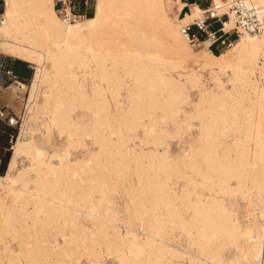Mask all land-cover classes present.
Returning a JSON list of instances; mask_svg holds the SVG:
<instances>
[{"label":"bare ground","instance_id":"bare-ground-1","mask_svg":"<svg viewBox=\"0 0 264 264\" xmlns=\"http://www.w3.org/2000/svg\"><path fill=\"white\" fill-rule=\"evenodd\" d=\"M167 1L95 0L91 16L70 20L54 0H2L0 53L32 64L34 72L0 175V238L9 239L0 264H35L39 249L37 264H68L62 257L79 246L96 260L112 255L117 264H258L264 250V29L241 33L217 54L207 42L195 50L181 26L202 9L191 4L178 15L185 5L174 0L176 13L168 17ZM224 1L211 0L217 16L229 15L224 28L230 29L233 16ZM247 1L264 9V0ZM201 71L213 85L192 102L188 91L201 87ZM20 84L10 86L20 91ZM78 108L87 113L86 124L77 119L85 114L73 117ZM193 126L194 143L169 155L164 138L178 139ZM34 132L44 144L55 132L63 145L49 152ZM80 149L89 151L72 157ZM23 160L28 163L20 167ZM128 166L136 174L127 197L136 198L130 215L137 226L112 210L106 195L105 180ZM94 170L84 184L82 173ZM50 223L62 244L47 235L24 240ZM67 224L73 234L64 232ZM10 239L18 240V250ZM229 249L233 258L224 255Z\"/></svg>","mask_w":264,"mask_h":264},{"label":"rangeland","instance_id":"rangeland-1","mask_svg":"<svg viewBox=\"0 0 264 264\" xmlns=\"http://www.w3.org/2000/svg\"><path fill=\"white\" fill-rule=\"evenodd\" d=\"M200 1H201L200 6L206 7L209 4L210 0H200ZM54 2H56V0H54ZM94 5H95V0H88L87 7L86 8L80 7V8H78V11L82 14V16L89 17L94 12ZM55 9L57 11L59 9H61L60 3L58 4V6H55ZM176 9H177L176 3L174 2V0L167 1L165 3V10H166L165 13H166V15L168 14V17H170V16L172 17L174 15V13H176ZM82 21H83V19H80V21H78L76 23H79ZM63 22H65V21H63ZM65 23H67V22H65ZM68 24H71V23H68ZM72 24H75V23H72ZM213 28L214 29L217 28V24H214ZM198 49H201V48H198ZM223 49L227 50L228 48H226V47H221V48L214 47L212 49V52L214 54H217L220 51H222ZM195 50H197V48H195ZM12 60H13V64H15L13 67V72L17 76V80L20 81V83H21L20 84L21 90L17 91L14 86H10V85H12V83H9V84H7V86L5 88H2L1 92H0V107L1 108H7L8 107V111L10 112V114L14 115L15 118L17 119V124L13 127L7 125V123H6L7 121L0 120V158L2 160V163L0 166V175L5 172L6 165H7L10 153H11V147L19 135L20 126H22V119H23V116L25 113V108H26L27 99H28V95H29V87L31 84L32 74L34 72L32 64L27 63V62H22V61L13 59V58H12ZM189 63L190 62H188L189 68H193L194 70L197 69V67H194L191 63L190 64ZM199 73L201 74V79H200L201 87L199 89H189V91H188L189 95H190V100L192 102L198 101V98H199L198 93H200L204 88L213 85V83H210L211 80H210V78L206 72L201 71ZM171 75H173V77L176 76V74L174 72H172ZM82 83H83V87H85L84 90H88L89 86L91 85V78L89 76H88V78L87 77L84 78ZM22 85H23V87H22ZM225 87H226V89L231 88V86L229 84H225ZM121 93L124 94V90H121ZM183 109L185 111H190L191 108H190V106L187 105V106H183ZM82 113H83V115L85 114L86 116L79 117L77 119L80 120L81 123L86 124L88 121V118H87L88 116L84 110L78 108L77 111L74 113L73 117H77L78 115L81 116ZM196 122H197L196 120L192 121V123L194 125H196ZM26 125L28 126L30 131H33L34 122H33V120H31L30 114L27 116ZM164 128H165L164 130H166V132L168 134H170V133L172 134V126L170 124H167ZM194 129H195V131H194ZM34 133H36V132H34ZM138 133H140V131H138ZM182 134L183 135L180 137L182 140L180 138H178V139L177 138H171V137H169L167 139L164 138V142L168 145L167 151H168L169 155L178 156L181 154V152L183 150H185V149L187 150L188 146L191 143H194L195 138H196V136H195L196 135V127L193 126L191 128V130H187ZM49 138L51 141L44 144V143H41V141L43 140V137L41 136L40 133L37 132L34 135V139H35L36 143L38 145H41L42 147L44 146L43 148L47 149L49 152H51L53 150H58L62 147V145H63L62 141L63 140L60 139V137H58L55 132H53ZM226 141L229 142L230 137L226 138ZM86 142H87V144L91 150L94 149V145H91V141L89 142V140H87ZM88 151H89V149H87V150L86 149H83V150L80 149L78 151H74V152H72V157L86 156ZM122 159L124 160V158H122ZM125 159H127V158H125ZM123 160H121V161L124 162ZM126 161L128 162L130 160L127 159ZM131 162L132 161H130L129 166H132L134 164V162H132V163ZM27 163L28 162L26 160H23L22 162L20 161L19 166L22 167L23 165H27ZM104 163H107V162H105V160H104ZM129 166H128V168L124 167L123 174L122 173H120L119 175L115 174L112 176V178L105 180V182L107 183V185L109 187V190L106 192V195H107L108 199L111 200V204L108 203V205L113 208L112 210L116 209L115 212L117 213V211H118L121 218H126V220H128V221L130 220L129 222L131 223L132 226H137V223H139V220H137V219L131 220L134 217H132L130 215V214H132L130 211H132V209L134 208V205H136V201H135L136 198H134V195H128L129 198L127 197V194L132 192V189L130 188V187H132L131 183H134V185H136V174L133 172L132 168H130ZM128 170H130V171H128ZM94 172H96V170L92 171L88 175L82 173V177L85 178V181H83L84 184H86V182L89 181L90 177H92L93 174L95 175ZM124 173H126V174H124ZM195 177H197V176H195ZM107 197H105V198L107 199ZM11 205L12 204L10 203L9 206H11ZM238 210H239L237 213L238 219H239V221H242L243 220L242 215H243V210H244V208L242 207V204L240 205V208ZM136 220H137V222H136ZM43 225L41 227H37V229H35L36 232L34 233V235L36 234L35 235L36 237L32 234L33 237H31V235H29L24 240L35 243L36 241L40 242V240L44 239L47 236H48V238H50V240H52L53 236H54L57 239V242L62 244L60 234L59 233L57 234V229L53 228L51 223L47 224V225L45 224L44 225L45 227ZM53 226H54V224H53ZM68 226L69 225L67 224L65 226L66 228L64 227V232L66 231L65 233L69 234V231H70V234H73L74 229L70 226L67 229ZM38 229H40V232L38 231ZM121 230L123 231V229H121ZM41 233H43V234H41ZM122 233H124V232H122ZM2 238H0V240H3V241H0V248L1 249L4 245V240L9 241V239H4V238L2 239ZM17 243H18L17 239H10V242H8V245L11 246L13 250H18V247H17L18 244ZM44 244H46V243H44ZM78 249L79 250H77V251L75 250L76 252L70 251V253H68V256L66 255V256L62 257V260H64V262L65 261L68 262V264H74V263H76L77 260H78V262H77L78 264H95L96 262H99V264H117L116 259L112 255L106 256L105 252L102 253L101 260H99V258L96 260L93 257H91L92 250L87 251L88 250L87 248L82 249L81 246H79ZM40 251L41 250L39 249V251H38L39 256L34 257L36 259V260L34 259L35 264L43 261L41 259L43 256L41 255V253H39ZM233 251H234L233 249L226 250L224 252L225 257L226 258H233L234 257L233 255H235V251L234 252ZM232 253H234V254H232ZM40 255H41V258H39ZM77 256L79 258L75 259ZM56 257L57 256H55V257L51 256L50 258L56 261L58 259V257L57 258ZM37 258H38V262H36ZM72 259H73V261L74 260H76V261L74 263H72L73 262Z\"/></svg>","mask_w":264,"mask_h":264},{"label":"built area","instance_id":"built-area-1","mask_svg":"<svg viewBox=\"0 0 264 264\" xmlns=\"http://www.w3.org/2000/svg\"><path fill=\"white\" fill-rule=\"evenodd\" d=\"M224 2L233 16V26L230 29L224 28V21L229 19V15L217 16L218 6L212 4L211 0L206 7L198 5L202 9L201 16L181 26V33L192 47H203L205 42L208 43L207 48L210 50L214 47H230L241 33L255 35L264 29V9L258 8L247 0H225ZM59 3L61 5V9L58 10L60 15L75 20L82 16L78 8H86L88 0H56L55 6H58ZM187 10H189L188 7ZM214 24H217L215 29L213 28ZM17 81V76L10 63L0 58V92L7 84ZM0 120L7 121V125L12 127L17 124V119L10 114L8 107H0ZM1 163L0 158V166ZM258 264H264V250H262Z\"/></svg>","mask_w":264,"mask_h":264},{"label":"crops","instance_id":"crops-1","mask_svg":"<svg viewBox=\"0 0 264 264\" xmlns=\"http://www.w3.org/2000/svg\"><path fill=\"white\" fill-rule=\"evenodd\" d=\"M180 1H182L183 3H184V7H182V9L178 12V15H181L184 11H186L187 10V7H189V5H191V4H197V5H199L200 6V4H201V1L200 0H180ZM201 7V6H200ZM3 8H4V6H3V2H2V0H0V16H1V13H2V11H3ZM0 58L2 59V60H4L5 62H9L10 63V66H11V68H12V70H13V67H14V65L15 64H13V60H12V58H10L9 56H7V55H5V54H1L0 53ZM14 59V58H13ZM17 60V59H16ZM20 61V60H19ZM23 62V61H22Z\"/></svg>","mask_w":264,"mask_h":264}]
</instances>
